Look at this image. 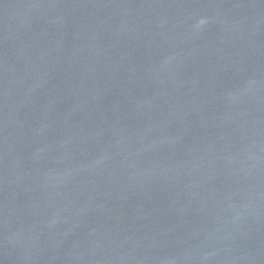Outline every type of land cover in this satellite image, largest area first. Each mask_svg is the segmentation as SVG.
Masks as SVG:
<instances>
[{
  "label": "water",
  "instance_id": "obj_1",
  "mask_svg": "<svg viewBox=\"0 0 264 264\" xmlns=\"http://www.w3.org/2000/svg\"><path fill=\"white\" fill-rule=\"evenodd\" d=\"M0 264H264V0H0Z\"/></svg>",
  "mask_w": 264,
  "mask_h": 264
}]
</instances>
